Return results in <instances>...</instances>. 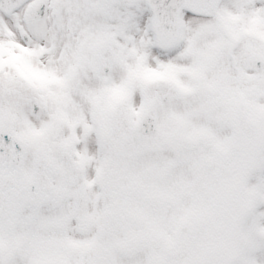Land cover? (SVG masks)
<instances>
[{"label": "snow or ice", "instance_id": "obj_1", "mask_svg": "<svg viewBox=\"0 0 264 264\" xmlns=\"http://www.w3.org/2000/svg\"><path fill=\"white\" fill-rule=\"evenodd\" d=\"M0 264H264V0H0Z\"/></svg>", "mask_w": 264, "mask_h": 264}]
</instances>
